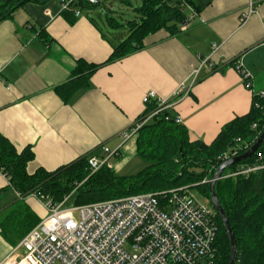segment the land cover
<instances>
[{
    "label": "crops",
    "instance_id": "0c3cea01",
    "mask_svg": "<svg viewBox=\"0 0 264 264\" xmlns=\"http://www.w3.org/2000/svg\"><path fill=\"white\" fill-rule=\"evenodd\" d=\"M120 1L132 8L129 0ZM192 1L199 11L190 25L184 28V21L176 34L164 28L149 34L141 49L100 66L91 84L67 100L56 88L70 79L77 61H106L126 36L108 33L91 14L95 8L71 23L61 0L29 3L0 23V134L19 151L32 148L29 173L54 171L83 156L102 157L104 147L119 150L108 164L116 174L142 170L147 164L136 137L124 142L123 133L147 110L143 97L150 90L173 101L168 110L181 118L191 140L210 143L225 124L250 111L254 93L264 90V0H256L258 13L245 23L240 19L250 0ZM138 6L132 8L136 16ZM102 9L114 27L108 15L113 9L108 4ZM206 58L197 82L175 101L180 85L190 84ZM239 59L252 74V89L236 68ZM21 206L43 219L39 199L19 195L0 171V225ZM16 245L4 239L0 226V263Z\"/></svg>",
    "mask_w": 264,
    "mask_h": 264
},
{
    "label": "trees",
    "instance_id": "16d2710c",
    "mask_svg": "<svg viewBox=\"0 0 264 264\" xmlns=\"http://www.w3.org/2000/svg\"><path fill=\"white\" fill-rule=\"evenodd\" d=\"M51 0H0V23L11 19L16 11L29 3L46 4ZM69 1V8L62 10L64 17L75 22V10H90L100 4L88 0ZM183 3L199 8L192 0H141L136 7L137 16L128 20V32L113 48L106 61L99 64L87 63L79 59L71 71L70 79L56 89L67 100L74 92L91 84L92 74L107 63L119 60L143 47L144 39L151 33L166 29L176 34L187 17ZM114 27L123 26L116 18ZM43 30L39 32L44 37ZM156 101L149 103L145 113L139 118L159 109ZM257 124L254 128L253 125ZM264 130V97L255 96L250 111L234 118L222 127L217 137L210 143L191 140L186 126L176 122L168 108L153 115L139 130L136 137L138 154L150 164L132 175H118L108 165L92 173L89 157L59 167L54 171L44 168L34 173L27 170L28 163L34 159V151L26 147L19 151L5 136L0 134V171L22 197L41 193L62 201L71 195L76 205L96 201L121 198L124 196L168 190L180 186L196 188L211 201L209 185L202 183L205 178L212 179L223 163L219 157L231 146L247 142L248 148ZM264 150V142L259 151ZM241 153V154H242ZM253 160L249 158L245 162ZM237 165L228 167L224 173ZM215 191L218 200L228 216L237 239L238 259L236 264H264V171L250 176L220 178ZM24 208L15 209L1 223L2 236L16 245L31 229L41 221L37 215ZM219 264H230L231 242L218 212Z\"/></svg>",
    "mask_w": 264,
    "mask_h": 264
},
{
    "label": "built area",
    "instance_id": "2783aa9c",
    "mask_svg": "<svg viewBox=\"0 0 264 264\" xmlns=\"http://www.w3.org/2000/svg\"><path fill=\"white\" fill-rule=\"evenodd\" d=\"M88 1L97 4L100 0ZM256 3V0L249 1L242 12V23L258 13ZM182 6L190 11L183 24L185 28L198 11L187 3ZM61 8L68 9L69 1L61 2ZM74 12L77 17L82 14L78 9ZM207 60H200L189 85H180L175 101L187 94L197 82ZM236 68L246 87L252 89V74L244 69L241 59L237 61ZM255 96L264 97V90L254 93ZM154 100L160 108L126 130L124 142L137 137L140 128L153 115L173 103L158 97L153 90L143 97L146 104ZM176 122L181 123V118L176 116ZM253 127L256 128L257 124ZM248 146L247 142L239 139L219 159L224 162L240 155ZM117 154L119 150L104 147L102 157L91 155L88 162L92 173L108 165ZM252 157L250 162L234 164L237 166L223 172L221 178L250 176L264 171V150H258ZM210 181L205 178L202 183ZM31 196L44 205L47 216L0 264H219L217 210L209 200L196 197L189 186L72 206H67L71 195L62 201L41 193H32Z\"/></svg>",
    "mask_w": 264,
    "mask_h": 264
},
{
    "label": "rangeland",
    "instance_id": "374dc122",
    "mask_svg": "<svg viewBox=\"0 0 264 264\" xmlns=\"http://www.w3.org/2000/svg\"><path fill=\"white\" fill-rule=\"evenodd\" d=\"M129 1L132 3V8L135 6H138L141 3V0H129ZM104 4H108L113 9V12H110V14H108V15H111L114 18H116L118 22L124 23L123 26L111 27L107 24V22L105 20L107 14L102 9ZM132 8L130 6H128L127 4H125L124 2H121L120 0H101V3L99 5H97L95 8L96 11L94 13H91V14H93V16L99 21V23L102 25L103 28H105V30L108 33H111L112 36H114V37L119 35V37L118 36L117 37L121 38V35L125 37L127 35V32H128V24H127L126 20L134 19L136 16L135 11L132 10ZM143 160L146 161L147 165L150 164V162L147 159L143 158ZM192 193L201 200H209L208 198L204 197L200 193V191L197 190L196 188H194L192 190ZM16 201H18V200H16ZM74 204H75L74 198H71L69 201H67V206H72ZM42 206L45 209L43 204H42ZM46 216H47V211L45 209V214H43L42 218H45Z\"/></svg>",
    "mask_w": 264,
    "mask_h": 264
},
{
    "label": "water",
    "instance_id": "95a60500",
    "mask_svg": "<svg viewBox=\"0 0 264 264\" xmlns=\"http://www.w3.org/2000/svg\"><path fill=\"white\" fill-rule=\"evenodd\" d=\"M263 142H264V130L258 136L257 140L252 144V146L249 149H247L244 153L237 155V156H233V157L227 159L226 161H224L218 167L214 177L210 181L209 191H210V197H211L212 204L215 207V209L217 210V212L219 213L221 220H222V222L226 228L227 234L230 238V242H231V261H230V264H236L237 263V259H238L237 239H236L234 230L231 226L230 220H229L228 216L226 215L224 208L222 207V205L220 204V202L218 200V197H217V194L215 191L216 181L221 178L223 172L228 167H230L234 164H237V163L244 162V161L248 160L249 158H251L259 150V148L261 147Z\"/></svg>",
    "mask_w": 264,
    "mask_h": 264
}]
</instances>
